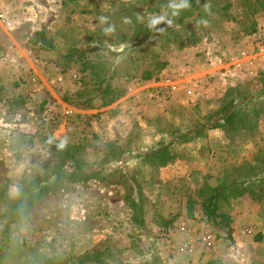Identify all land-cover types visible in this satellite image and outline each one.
<instances>
[{
	"label": "rangeland",
	"instance_id": "1",
	"mask_svg": "<svg viewBox=\"0 0 264 264\" xmlns=\"http://www.w3.org/2000/svg\"><path fill=\"white\" fill-rule=\"evenodd\" d=\"M69 146L105 180L63 178L12 210ZM163 150L166 166L148 157ZM220 189L230 231L204 208ZM183 224L214 254L180 253ZM0 249L4 264H264V0H0Z\"/></svg>",
	"mask_w": 264,
	"mask_h": 264
},
{
	"label": "trees",
	"instance_id": "2",
	"mask_svg": "<svg viewBox=\"0 0 264 264\" xmlns=\"http://www.w3.org/2000/svg\"><path fill=\"white\" fill-rule=\"evenodd\" d=\"M136 34V33H134ZM149 37V36H148ZM147 39V38H145ZM101 41H98L100 43ZM103 65L98 63L95 66H92L90 68V72L92 77L97 78L98 82L100 83V89L102 92L109 91L110 86V78L109 76L102 77V69ZM152 77L151 73L146 74L143 76V79L150 80ZM240 115V112H232L229 115H227L224 119V125L221 126L226 131H234L236 134L238 131L236 125L237 120ZM258 115V113H257ZM243 126L247 127V129L251 132H253V123L248 121L247 117H244L243 120ZM237 138L238 135H235ZM110 144L107 145V148H109ZM76 148L75 147H65L62 149V152L59 153L56 152L54 155L56 156V163L49 167L48 169L40 172L34 180H32L29 185L27 186V189H32L34 187V190H21L18 194V201L15 202V205L13 204L12 210L17 211L18 213L24 211L26 207L33 206L34 204H37L44 196L48 195L53 191L55 188H57V185L59 182L63 180V178H67L72 181H89L93 179H101L105 180L104 177H102L98 172L95 171H88L85 167L86 161L82 157H78L77 153L74 152ZM148 157L151 159L156 160L158 164L161 166H166L170 160L172 159L166 150L156 152L149 154ZM66 164H70L73 169L70 173L65 172V166ZM67 173V174H66ZM54 180V181H53ZM229 190L228 196H232L234 198L237 197H243L246 195V191L242 190L239 185H236L234 187H231V189H236V193L232 195L231 189L228 187ZM223 192L225 193V190H218L215 192L209 199H207L206 203H204V208L206 211V214L208 216V219L212 220L215 224L225 227L226 229H229L230 231V225L231 222L229 221V218L223 215H219L218 213V202L221 196L223 195ZM22 199V200H21ZM127 203L129 204L132 212L134 213L133 220L136 223L142 224L143 217H142V207L139 204V201L136 199H133L131 197H128ZM5 233V232H3ZM8 256L4 255L2 250L0 249V264H4V261L8 260ZM77 262L74 260L67 261L66 264H76ZM18 264V263H16ZM24 264H56L55 262L50 260H31L26 261Z\"/></svg>",
	"mask_w": 264,
	"mask_h": 264
},
{
	"label": "built area",
	"instance_id": "3",
	"mask_svg": "<svg viewBox=\"0 0 264 264\" xmlns=\"http://www.w3.org/2000/svg\"><path fill=\"white\" fill-rule=\"evenodd\" d=\"M180 231L185 236L178 247L180 253L186 256L197 255L198 252L213 255L216 251V236L211 231L186 224L180 227Z\"/></svg>",
	"mask_w": 264,
	"mask_h": 264
},
{
	"label": "clouds",
	"instance_id": "4",
	"mask_svg": "<svg viewBox=\"0 0 264 264\" xmlns=\"http://www.w3.org/2000/svg\"><path fill=\"white\" fill-rule=\"evenodd\" d=\"M173 7L179 8V9H183V8H187L188 5L186 3H184V4H180V5H174ZM205 8L207 9L208 8V5H205ZM158 22L159 21H157V20H152V24H156Z\"/></svg>",
	"mask_w": 264,
	"mask_h": 264
}]
</instances>
